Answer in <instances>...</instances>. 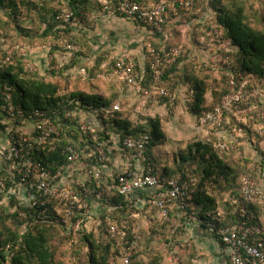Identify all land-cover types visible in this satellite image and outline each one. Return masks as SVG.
Returning a JSON list of instances; mask_svg holds the SVG:
<instances>
[{"label":"trees","instance_id":"1","mask_svg":"<svg viewBox=\"0 0 264 264\" xmlns=\"http://www.w3.org/2000/svg\"><path fill=\"white\" fill-rule=\"evenodd\" d=\"M47 1L53 3V9L49 12L47 10L40 12V19L45 25L41 35L25 29L16 21L19 16L25 15L23 10L32 7L37 10L39 7L45 8L44 4ZM120 1L45 0L39 3L36 0H0V8L5 9L9 16L15 18L16 31L23 33L25 38L31 40L30 42H34L37 39H46L50 34L60 39L80 29L70 28L57 21L56 15L59 11L71 8L75 16L82 17L86 22V15L103 11L104 3L109 2L114 6ZM134 1L145 8L157 7L165 0ZM206 9V12L216 15L214 21L216 29L222 35V42L227 45L223 48V52L228 60L221 62V68L226 75L223 76L221 80L223 83L219 88H209L206 80L187 75L185 68L181 67L185 58L177 60L176 64L168 67L159 82L152 78L150 63L146 68L147 74H140L137 78L144 98L151 99L156 96L164 100L163 104H167L171 97L160 96L155 86L169 87V83L172 84L171 77L186 75L189 94L194 92L188 99V112L197 118L222 108L217 107L215 99L219 102L222 96L229 94L231 82L235 83L237 88L245 81H252L254 86L256 83L264 86V0L255 2L211 0L206 3ZM178 10L181 17L189 16L188 22L202 19L201 15L196 14L198 8L191 12L187 9ZM134 23L140 25L138 21L134 20ZM76 40L77 38H74L69 43L74 45ZM189 52L191 53V50ZM211 52L213 53L212 50ZM23 60H17L15 63H2L0 60V182L6 185V191L0 197V205L4 208L0 213V264H119V258L128 250L134 240L137 220L135 218L125 220V218L141 207L142 204L139 203L148 199L147 191L138 193L137 197L123 196L118 191H105L106 196L103 201H108L117 208L114 212L106 214L111 216L112 221L117 220L119 234L116 236H111V223L105 219V216L102 217L100 227L96 228L93 220L90 219L83 225L79 234H73L65 222L66 210L62 204L51 201L45 206L30 207L32 198L42 201L43 197L30 190L22 181V174L25 172L24 161H30L32 164L40 162L50 170L57 171L67 164V146L76 143L77 146L86 149V157L94 165L97 163L96 148L101 144L110 158V161L104 165L114 168L105 175L106 181L87 182L89 192H84L79 185H75L79 193H83L84 201L96 202L92 190L97 193L108 185H117L124 168L116 163V160L121 156V159L125 158L126 165H130L131 154L124 145L126 139L146 141L141 164L144 167L151 166L155 173L161 175L164 183L170 180L180 183L193 180L189 198L179 201L170 209V221H161L158 224L152 222L148 225L149 233L134 249L133 264H169L168 256L175 244L181 243L179 239L193 226L198 231L209 233L223 247L225 246L218 236V231L221 229L234 225L260 228L264 208L261 205L246 204L242 188L243 180L247 177L255 178L264 188V150L258 149L259 161L256 159L254 161L255 155L252 156L253 158L250 157L252 159L250 160L242 151L221 152L216 146L236 144L242 150L241 145L253 139L252 136H257L259 143L264 138L258 133L255 134L254 127L260 125L259 123L264 124L263 121L257 122L255 119L253 123L252 121L236 123L234 120L229 121V124L225 122L224 124L227 125L225 129H228L227 134L230 137L234 136L230 133L232 129L238 131L240 135L243 134V137L230 138L228 135L221 137L213 128L211 130L207 128L205 135L202 134L191 140L174 139L171 143L180 146V149L170 151L166 149L167 135L159 119H148L144 124L142 122L136 124L125 116L123 111L116 110L114 102L110 99L83 91L62 94L60 86L55 82L46 80L41 74H30ZM116 63L113 65L114 68L110 69L112 74ZM50 75L56 73L52 72ZM164 82H167L166 85ZM209 93L212 95L210 98ZM210 99L214 103L212 106H209ZM10 105L14 108V117L4 110V107ZM36 111L44 112L56 122L59 125L60 135H54L51 143L37 142L32 146L27 145L24 148V160H6L2 152L8 153V148L2 146L3 137L9 136V145L12 137L19 139L23 135L24 131L21 130L24 124L28 122L32 126L35 123ZM67 112L84 115L90 132L87 135L83 134L76 118H65ZM4 119L12 122L14 127L3 124ZM16 128L21 132L16 133ZM159 146H162L160 157L157 156L156 151ZM235 158L243 161L240 167L232 161ZM256 162L259 163L257 166L260 175L251 168ZM133 165L129 172L136 168V164ZM161 186L168 185L161 184ZM22 213L26 214L23 220L20 219ZM76 219L77 216L73 215L71 222H75ZM176 226L177 232L171 235V230ZM56 239L57 244L60 239L62 253L65 254L62 260L57 259L59 246L53 244ZM185 244L181 245V260L178 264L185 263L183 252L188 247L187 244L184 246ZM83 257L86 258V262H82Z\"/></svg>","mask_w":264,"mask_h":264},{"label":"rangeland","instance_id":"2","mask_svg":"<svg viewBox=\"0 0 264 264\" xmlns=\"http://www.w3.org/2000/svg\"><path fill=\"white\" fill-rule=\"evenodd\" d=\"M43 1L45 0H36L39 3ZM209 1L211 0H195L194 7L189 9L191 12L198 8L196 14L201 15V21L188 22L189 16L181 17L179 10L175 14L171 9L170 19L165 26L167 36L149 27L136 25L132 20L120 16L109 17L103 11H97L86 15L87 19L85 18L86 22L82 28L69 33V36L64 35L58 39L50 34L46 39H37L34 42L25 38L23 33L17 32L15 18L13 19L5 9L0 8V60L3 63L6 57H11V62L15 63L17 60L24 59L25 68L30 74H41L46 80L55 82L60 86L62 94L83 91L110 99L115 106L118 104L125 116L136 124L140 122L144 124L148 119H159L167 135V150L180 149V146H174L171 143L174 139L191 140L202 134L205 135L207 128H210L209 130L213 128L223 137L228 135V129L225 128L229 121L234 120L236 123L252 121L253 123L257 119V122H264V86L257 83L254 86L252 81H245L237 88L235 83L231 82L229 94L222 96L219 102L215 99L217 107H225L223 121L208 120L203 123L202 117L191 116L188 112L189 85L186 83V75L178 78L171 77L172 84L169 83V87L161 85L172 93L167 104H163L164 100L156 96L151 99L144 98L141 94L142 87L137 80L140 74H147V66L155 59L153 55L163 56L164 52L169 53L172 49H179L182 55L176 59V62L180 59L184 60L182 58L186 59L182 61L181 67L185 68L187 75L206 80L209 88H219L223 83L221 82L223 76L226 75L221 68V62L228 60L223 52V48L227 45L222 42V35L216 29L214 23L216 15L206 12V3ZM247 1L255 2L256 0ZM44 5L45 8L39 7V10L34 7L26 8L27 10H23L25 15L19 16L16 21L25 29L41 35L45 25L40 19V12L44 10L49 12L53 9L52 2L47 1ZM170 6H173L172 2ZM74 38H77V42L73 45L69 41H73ZM70 44L72 46L68 48ZM121 60L134 65L137 77L135 84L129 85L118 75L111 73L110 69L114 68V63ZM170 66L168 65L167 68ZM83 70L86 72L84 73ZM52 72L56 75H50ZM164 83L166 85L167 82ZM211 96L209 93L208 97ZM209 102V106L214 104L212 99ZM226 102L227 105L224 104ZM214 113L213 111L209 114ZM2 123L14 127V124L6 119ZM259 124L254 127L255 134L258 133L264 138V124ZM19 129L16 133L21 131L26 133L31 129V125L24 124L23 129L21 131ZM230 133L234 135L231 136L232 138L243 137V134L240 135L233 129ZM252 138L254 140L250 139L245 145H241L242 150L235 144L230 151H242L249 158L255 155L254 161H256L260 155L258 149L264 150V139L258 143L257 136ZM9 143V136L5 135L2 146L9 148ZM161 147L156 149L158 157L162 154ZM232 161L238 167L243 164L240 158L232 159ZM258 164L256 162L251 168L253 172L260 175ZM3 210V206L0 205V213ZM143 232L145 235L149 233L145 230ZM53 244L59 246L57 259H64L65 254L62 253L60 239L58 244L57 239ZM82 260L86 262L85 257Z\"/></svg>","mask_w":264,"mask_h":264},{"label":"built area","instance_id":"3","mask_svg":"<svg viewBox=\"0 0 264 264\" xmlns=\"http://www.w3.org/2000/svg\"><path fill=\"white\" fill-rule=\"evenodd\" d=\"M173 6H170V3ZM103 12L109 17H123L132 21H138L141 26H146L157 33L167 36L165 26L171 16V9L175 14L178 9H192L195 5V0H167L161 5L154 7H143L134 0H121L117 5H111L109 2L104 3ZM56 20L61 24L70 28H82L85 21L82 17H77L71 8L59 11L56 15ZM71 44L68 48H71ZM153 52V51H152ZM156 53V52H153ZM182 55L179 49H172L169 53L163 56H155L154 60L150 62V70L154 81L159 82L164 75L167 66L173 65L176 59ZM5 63H11V57L4 59ZM85 73L86 71L83 70ZM115 75H118L124 82L129 85L136 83V73L134 72V65L125 61L116 63ZM157 87V93L168 98L172 93L161 86ZM194 92L188 95V99L193 96ZM227 105L228 103H224ZM116 110H120L119 105L115 106ZM4 110L12 117L15 116L12 105L4 107ZM22 116L21 113H19ZM223 109L217 108L214 114H203L201 121L203 123L212 120L223 121ZM65 118H76L77 125L80 131L87 135L90 132L87 120L82 114H75L67 112ZM35 123L31 129L17 139L12 137L11 144L8 148V153L4 151L6 160H24V148L32 146L34 143H51L54 135H60L59 125L53 122L44 112H35ZM25 124H28L25 123ZM69 128V127H68ZM147 140V138H146ZM97 141V138L95 139ZM145 140H124V145L130 151V165H122L123 172L121 173L117 185H108L100 191H91L95 196L96 202L84 201L82 194L76 189L75 185H79L84 192H89L86 186L87 182L104 181L105 175L109 171H113V167L104 165L110 161L106 150L101 144L96 148L97 163L92 164L86 157V149L80 146L69 145L66 148L67 164L61 166L57 171L50 170L43 163L32 164L30 161H24L25 172L22 174V181L27 184L30 190L41 194L42 201L32 198L30 207L35 208L38 205L45 206L51 201H57L62 204L66 210L65 222L69 225L70 231L73 234H79L83 225L90 219L93 220L96 228L102 224V217L105 216L109 220L110 234L116 236L119 234L117 220L112 221L109 212L117 210L108 201H103L106 194L105 191L115 192L129 197H137L140 192L147 191L148 199L143 201L138 209L128 215L126 219L135 218L136 233L134 240L131 242L128 250L124 252L123 257L119 258V264H133L132 258L134 249L138 243L144 238L143 230L148 231V225L154 222L158 224L161 221H170V209L179 201H184L189 198V192L193 184V180L180 183L176 180L167 181L164 183L159 173H155L151 166L144 167L141 160L144 158ZM234 147L228 144L216 146L218 151H229ZM136 164L134 171L129 172L130 167ZM105 173V174H104ZM106 181V180H105ZM161 184L168 185L162 187ZM6 185L0 182V197L5 193ZM242 195L246 204L261 205L264 208V188L258 181L252 177H247L243 180ZM88 198V194H86ZM95 205V206H94ZM145 207V208H144ZM47 212V211H46ZM25 213L20 215L23 220ZM77 216L75 222H71V217ZM89 225V224H88ZM178 227L171 230V235H174ZM218 236L223 245L230 249V263L231 264H264V217L261 218L260 228L252 229L243 225L228 226L218 231ZM171 239V238H170ZM181 243L175 244L173 250L168 256V262L171 264H178L181 260L182 253V237L179 239ZM173 244V243H172Z\"/></svg>","mask_w":264,"mask_h":264},{"label":"crops","instance_id":"4","mask_svg":"<svg viewBox=\"0 0 264 264\" xmlns=\"http://www.w3.org/2000/svg\"><path fill=\"white\" fill-rule=\"evenodd\" d=\"M120 157L116 163L122 166L126 161ZM182 241L188 246L183 252L184 264H231L230 249L219 244L209 233L198 231L193 226L182 236Z\"/></svg>","mask_w":264,"mask_h":264}]
</instances>
